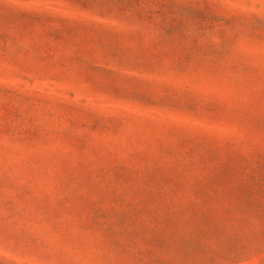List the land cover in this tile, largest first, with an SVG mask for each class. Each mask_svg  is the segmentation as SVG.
Listing matches in <instances>:
<instances>
[{
	"label": "rangeland",
	"instance_id": "374dc122",
	"mask_svg": "<svg viewBox=\"0 0 264 264\" xmlns=\"http://www.w3.org/2000/svg\"><path fill=\"white\" fill-rule=\"evenodd\" d=\"M0 264H264V0H0Z\"/></svg>",
	"mask_w": 264,
	"mask_h": 264
}]
</instances>
